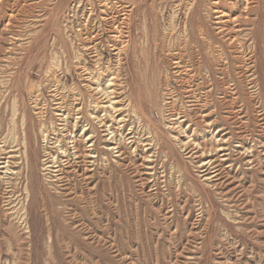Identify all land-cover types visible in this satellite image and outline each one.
Segmentation results:
<instances>
[{
  "label": "rangeland",
  "instance_id": "374dc122",
  "mask_svg": "<svg viewBox=\"0 0 264 264\" xmlns=\"http://www.w3.org/2000/svg\"><path fill=\"white\" fill-rule=\"evenodd\" d=\"M43 1L3 0L8 3H3L0 10V46L4 49L0 51V67L8 64L12 74L5 78V81L12 79L10 90L0 89L2 136L13 128L12 111L16 108V131L22 137L21 120L25 116L34 149L31 155L36 159L43 158L45 144L34 100L50 99L51 89L56 85L57 77L50 76L48 80L44 75L46 66L55 57L52 46L55 34L62 35L57 51L65 66L64 70H58V78L68 87L74 82L79 84L88 97L89 87L84 84L89 82L81 79L80 70L74 65L77 52H82L83 47L74 32L86 20L90 27L95 23L98 26L103 15L99 4L102 0ZM214 1L107 0L108 11L111 9L108 13L116 16V26L121 22L120 10H131L124 27V35L130 37H124V44H119L124 46L120 64L114 52L102 44V63L120 65L126 91L122 99L126 104L128 100L146 99L150 122L167 143H156L148 152L141 145L137 149V144L128 146L123 159L112 157L115 161L109 168L99 165L81 177L67 169L65 179L73 193L70 189L64 192L54 189L38 172L33 180L30 205L26 209L18 206L17 214L6 209L3 196L9 187L1 182L0 264H264V163L250 169L247 160L261 153L246 150L263 147H256L253 139L247 141L245 148L237 147L238 153L234 155L237 160L232 161L235 165L217 187L199 177L195 163L179 148L178 140H187L185 136L193 132L194 141L211 147L217 138L215 130L223 121L219 119L209 128L202 122L201 113L218 111V115L208 118L211 121L218 116L232 117L227 111H231L232 99L237 96L249 113V130L257 128V114L264 111V0H238L237 8L230 3L236 0H222L232 9L231 16L240 15L239 23L243 25L240 27L243 31H238L235 22L228 21L224 32L212 12ZM247 1L252 11L244 10ZM91 3L95 12L90 10ZM88 12L92 13L90 17ZM10 13L15 17L6 30ZM67 25L72 26V31H68ZM110 29L104 38L115 33ZM14 33L23 39L16 45L27 49L25 54L24 50L12 54L5 51L11 48ZM95 59L86 56L90 67H94ZM177 61L184 67L177 68ZM66 66L70 71L65 76ZM249 68L259 75L261 99L250 91ZM109 77L110 74L103 82ZM233 84L238 85V95L232 94ZM189 88L196 89L193 92L198 96L202 92L207 103L203 111L195 109L190 115L198 124L187 128L189 122L184 123L186 133L167 128L169 123L163 115L167 116L174 108L189 109L187 96L192 94ZM145 121L142 123L148 124ZM76 133H81V126ZM148 153L154 154L155 175L145 173L148 169L144 158ZM17 187L21 190L23 186ZM42 201L49 202L47 211Z\"/></svg>",
  "mask_w": 264,
  "mask_h": 264
},
{
  "label": "bare ground",
  "instance_id": "6f19581e",
  "mask_svg": "<svg viewBox=\"0 0 264 264\" xmlns=\"http://www.w3.org/2000/svg\"><path fill=\"white\" fill-rule=\"evenodd\" d=\"M0 2L1 10L2 6L5 5L3 3L6 2H3V0H0ZM237 2L238 0L230 1V3H232L234 7H236V5L238 4ZM109 3L110 2H107V0H102L99 3L102 7L101 13L103 15L98 20V26H96L95 23L92 27H90L89 20H86L87 22H84V24L81 25L82 27H78L76 32H74L76 33L75 39L80 40L82 42L81 46H83L81 48L82 52H77V54H79L76 55V61L74 60V65L76 69L80 70L78 75L81 77V79L83 81L89 82L87 84H84L88 85L89 87L90 93L88 97H86L84 92L81 90L79 84H76L74 82L73 86L68 87L64 83H62L61 78H58L57 72H59L60 70H64L63 67L65 66L62 65L63 59H61L57 51L59 44L61 43H58V40H61L62 35L55 34L54 42L52 44L55 50V57L53 56L54 60L52 64L51 62L48 63L45 69V73H43L46 79H48L50 76H55V78L57 77L56 85H54L53 89H51L50 99L47 100L46 98L42 97L41 93H38L39 97H42V101H40L39 99H36V101L34 100V106L37 109L36 113L39 114V117L41 119L40 133H42V142L43 144H45V147H43V158L36 159L31 155L34 149L32 148L28 136L25 116H23V119L21 120L22 137H20L18 133L19 131H16L17 128H15L18 124V110L16 108H14L12 111L11 122L13 123V128L9 130V132H7L4 136H2L4 128L1 124L0 118V184L1 182H3L4 184L8 185L7 187H9L5 190L4 196H1H3L4 198L3 200L5 202V205L7 206L6 209L11 211V214H13L16 211V208L20 205L23 206V209H26L27 206L30 205L31 199L34 194L33 180L35 179V176L38 172L45 176V178L50 183L49 185H51L54 189L60 192H64V190L70 189V191L73 193V188H68L67 186L68 179H65L68 176L67 169L71 168V172L81 177L86 171H95L99 165H102L104 169L109 168L111 164H113L112 161H115V159L111 160V158L123 157L128 150V146H134L137 144L135 147V149H137L138 146L141 145L144 146V150L148 152L149 150L153 149V146L157 145L156 143H167L166 139H164L165 136L161 134V132L157 130L155 125L150 122L149 114L148 112L146 113V99L144 101L143 99L141 100L140 98H136L134 100L135 102L133 100H128L129 103L127 104L125 100L122 99V96L126 93V91H124L125 85L123 83L125 80L123 81V78L121 77L120 65L114 66L109 62L105 66L102 63V58L100 56L102 44L106 45L110 51L114 52L113 54L118 58L119 62H117L120 64L122 55L124 53V46L121 45L123 46L121 47L119 46V44H124V37H130V34L124 35L126 32L124 31V27L126 26V24H128L127 20H129L128 18L131 10H126L123 8L120 10L122 11V18L120 20V25L116 26V16L110 15L108 13L111 10L110 9L108 11V8H110ZM213 4L214 8L212 12L215 14L214 18L217 19L215 20L216 23L220 24L219 29L221 31L225 30V23L228 21L230 22L231 20H233L236 26H238V31H243V29L240 28L243 25L239 23L240 15L235 17L231 16L230 14L232 12V9L223 4L222 0H215ZM91 5V9H89L95 12L94 4L91 3ZM104 7L107 8L105 9ZM244 10L252 11L250 9V2H246ZM89 12L88 14H90V17L92 13ZM9 15L10 20L6 24V30H9L10 26L12 25V18L15 17V14L13 13H10ZM68 21L70 25L73 23L70 20H67V22ZM121 24L123 26H121ZM110 27L114 29L113 32L115 31V33L109 37L107 36V38H104V35H106V33L112 31ZM68 31H72V26L69 27ZM0 39H2V37ZM20 40L23 39H21L19 35L15 36L14 33V36H12L11 40V44L13 47L11 46V48H6L7 50L5 51L12 54L16 52V50H24V53L22 52V54H25L27 49L23 48L22 46L16 45L17 41ZM3 50L4 49H2L0 46V51ZM86 56H93L96 58L94 67H90V63L87 64ZM65 62V64H67V60H65ZM176 63L177 68L184 67L180 61H177ZM8 67V64L0 67V89H2L3 87H7V89L10 90L11 88L10 80L12 79L10 78L8 81H5V78H7V76H12V74H9ZM247 70L250 72V91L252 92V95L254 97L260 98L262 93L258 77L259 75H257V71H255L254 68H249ZM69 71L70 69L67 67L65 76ZM109 74V79L106 83H104V79ZM130 84L131 83L129 82V87ZM233 85L234 86L232 87V94L238 95V85ZM191 88H189L188 92L192 91V94H188L187 96L189 98L187 105L189 109H186L184 111H176V108H174L167 116H165L166 114L163 115L164 119L167 118L166 121L169 123L167 128L180 129L181 132L186 133L187 130L183 128L184 123L189 122L187 128L191 127L192 125L198 124V122H195V120H193L190 115L194 113L195 109L203 111V109L206 108L207 103H205V98L203 99L202 92L200 96H198L196 95V92H193L194 89L190 90ZM129 89L131 92H133V87H130ZM136 93H138V88H136ZM239 98L240 97L237 96L236 98L232 99V105H230L232 109L231 111H227L230 113V115L232 114V117L218 116V119H214L211 121L208 120V118L214 114L218 115V111L213 110L211 112L209 111L201 113V117L203 118L202 122L204 123L205 121L206 124H204L209 126V128H212L214 125H216L219 119L223 121V124L215 130L217 138L215 140V143L212 144L211 147L205 148L204 146H202V143L194 141L196 140L195 138H193V136H196L195 132H193L191 135L187 134L185 136L187 137V140H178L180 143L179 148H181L182 151L186 152L187 158H190L191 163H195V167L197 169L196 171L198 172L199 177H201L208 184H212L213 187H217L219 185L218 182L223 180L225 175L229 174V169H232L234 167L235 164L233 162L237 160L236 158H234V155L238 153V150L236 148H245L246 143H248L247 141L249 139H253L255 143H257L254 144L256 145V147H263L262 149H257L255 148V146L250 149L246 148V150H248V152L250 153H253L254 151H258L261 153L260 156L258 155L257 157L253 158L254 155H252V158H249L247 160V164L250 165L249 168L251 169L259 164L264 163V159L262 157V155L264 156V140H262V138L264 137V111L262 110V112H259L257 114L258 118L256 117L257 122L255 124L257 128L249 130V124L251 123L249 113L245 108V104L242 101L239 102ZM257 107H261V105H257ZM100 112L102 113L100 114ZM195 116L193 118H195ZM47 117H49L50 122H47ZM142 118L144 121L146 120L145 122H148V124L142 123ZM72 119H74V123H72ZM229 120H231L232 122L229 123ZM47 123H49L50 126H48ZM128 125L130 127L128 128V130H126V127ZM71 126L73 127L72 130ZM79 126H81V133L78 134L76 132ZM248 131L252 132L249 133ZM235 142L236 144H233ZM152 157H154V154L151 153L148 156L146 155L144 158V161L147 162L145 168L148 169V171H145V173L149 175L153 174L155 170V166L153 165L155 158L153 159ZM226 169L228 170L226 171ZM91 177L92 176H86V178ZM18 185L23 186L21 190H17ZM244 191L249 192V190ZM241 196H244V194H242ZM42 203L43 208L47 211L48 206L50 205L49 202L42 201Z\"/></svg>",
  "mask_w": 264,
  "mask_h": 264
}]
</instances>
